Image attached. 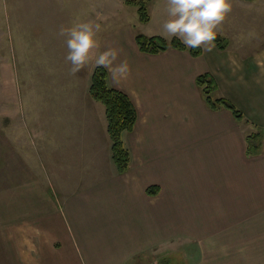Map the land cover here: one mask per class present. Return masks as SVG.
Returning <instances> with one entry per match:
<instances>
[{
    "label": "crops",
    "instance_id": "0c3cea01",
    "mask_svg": "<svg viewBox=\"0 0 264 264\" xmlns=\"http://www.w3.org/2000/svg\"><path fill=\"white\" fill-rule=\"evenodd\" d=\"M124 4L111 0L102 9L126 12ZM136 26L124 22L117 31L133 47L115 61L131 58L127 76L103 66L107 86L137 111L133 130L122 134L124 173L95 100L83 101L89 117L82 120L67 114L61 122L59 102L53 105L45 139L39 103L51 102L44 89L26 99L19 76L13 86L9 33L0 90V264H171L176 250L185 264H264V42H253L250 24L245 32L236 23L228 25L226 49L147 54L136 46ZM101 36L104 51L110 41ZM203 74L214 81L212 98L228 100L241 120L206 104L196 83ZM251 135L258 136L254 154ZM188 249L195 262H187Z\"/></svg>",
    "mask_w": 264,
    "mask_h": 264
},
{
    "label": "rangeland",
    "instance_id": "374dc122",
    "mask_svg": "<svg viewBox=\"0 0 264 264\" xmlns=\"http://www.w3.org/2000/svg\"><path fill=\"white\" fill-rule=\"evenodd\" d=\"M110 2L111 0H0V90L4 84V68H7L8 52L6 54L4 48H7L9 33H11L13 43L11 77L13 86L16 85L19 76L18 81L23 87V95L26 99L31 101L36 96L35 89L38 92L44 89L43 96L47 97V102H51L48 107L44 103H39V107L44 109L42 115L45 114L43 129L45 139L52 135L53 112L51 108L56 103L59 102L57 106L63 111L60 120L67 114H73L72 117L78 115L79 120H82L85 115L89 117V104H87L86 112L83 101L89 102L92 98L88 92L84 95L83 91L86 88L91 66L94 67L90 75V85L93 72L98 66L95 60L102 52V49L99 50L101 35H106V41H110L108 48H115L120 54L124 52L133 53V47L128 38L123 37V35L118 37L117 31L120 33L121 30H124V22L138 25L134 31L136 35L159 36L167 41L174 37L170 38L171 34L167 33L163 27L164 22L170 18L168 15V2L167 4L164 3V0H151L148 2V12L150 18L152 17V21H148L147 24L138 20L137 11L134 7L126 6V12L119 7L107 11L102 9V6L109 7ZM231 5V10L217 29V36L227 41L225 49L229 42V24L232 26V24L236 25L238 23V27L243 28L245 32L249 31L250 24L253 42L263 43L264 0H231ZM248 7L251 12L242 10ZM101 11L102 14L98 15L97 12ZM5 17L8 19L6 22H4ZM81 22H88L93 26L99 25L96 33L99 46L91 50V59L88 63L81 67L79 71L72 72V64L66 59L68 53L67 33L62 34L61 29H68ZM111 34H114V36L111 37ZM253 37H258L259 40H255ZM114 40L116 42L111 43ZM126 61L129 66L132 64L131 58L126 59ZM49 88L51 92H47ZM83 95L84 98L82 99ZM75 99H77V102ZM33 108L35 109V106ZM26 115L30 116V113L28 115L26 112ZM81 123L78 122V126H81ZM63 133H65L64 126ZM187 251L189 256L187 262L197 258L195 250L188 249ZM167 259L171 264L186 263V257L180 250L173 251Z\"/></svg>",
    "mask_w": 264,
    "mask_h": 264
},
{
    "label": "trees",
    "instance_id": "16d2710c",
    "mask_svg": "<svg viewBox=\"0 0 264 264\" xmlns=\"http://www.w3.org/2000/svg\"><path fill=\"white\" fill-rule=\"evenodd\" d=\"M151 0H123L126 6L134 7L137 11L138 20L141 23H147L150 19L148 12V2ZM135 43L140 52L147 54H159L169 47L177 50H187L193 56H199L202 48H187L178 38L174 37L170 41L159 36H146L137 34ZM215 45L219 49H225L227 41L216 37ZM107 71L103 66H97L91 77L89 94L91 98L104 107L105 118L107 121V133L111 141L112 160L119 173L127 170L129 163V154L122 142V134L131 132L137 120V111L133 106L131 99L124 92L109 88L106 84ZM197 85L201 88L206 104L211 109L224 107L231 111L237 120L243 118L241 112L236 109L228 100L224 98L213 99L211 96L215 84L212 77L208 74L199 75L196 78ZM258 136L247 137V152L255 153L258 150ZM167 261H161L159 264H166Z\"/></svg>",
    "mask_w": 264,
    "mask_h": 264
},
{
    "label": "clouds",
    "instance_id": "9594fccd",
    "mask_svg": "<svg viewBox=\"0 0 264 264\" xmlns=\"http://www.w3.org/2000/svg\"><path fill=\"white\" fill-rule=\"evenodd\" d=\"M231 0H168L169 19L164 22L167 33L182 40L189 49L208 44L209 48L217 37V29L231 10ZM99 25L93 26L88 22H81L68 29H61L67 33L66 44L68 53L66 59L71 62L72 72H77L91 59L93 48L99 46L96 38ZM119 51L108 48L96 58L98 66H111L113 74L127 76L130 71L126 60L116 64Z\"/></svg>",
    "mask_w": 264,
    "mask_h": 264
}]
</instances>
